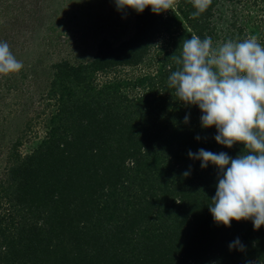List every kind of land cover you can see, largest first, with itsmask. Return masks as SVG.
<instances>
[{
  "label": "trees",
  "instance_id": "obj_1",
  "mask_svg": "<svg viewBox=\"0 0 264 264\" xmlns=\"http://www.w3.org/2000/svg\"><path fill=\"white\" fill-rule=\"evenodd\" d=\"M218 1L196 18L192 0L134 11L127 39L51 65L44 136L22 155L13 143L0 181V264H264V226L215 224L218 169L188 157L203 148L235 158L244 146L217 144L215 127L202 128L198 107L167 85L183 41L211 34ZM154 46L152 73L95 82ZM236 238L244 251L229 250Z\"/></svg>",
  "mask_w": 264,
  "mask_h": 264
},
{
  "label": "rangeland",
  "instance_id": "obj_2",
  "mask_svg": "<svg viewBox=\"0 0 264 264\" xmlns=\"http://www.w3.org/2000/svg\"><path fill=\"white\" fill-rule=\"evenodd\" d=\"M133 13L118 11L114 0H0V41L24 65L18 73L0 76V181L13 143L19 142L16 150L22 155L44 136L48 114L55 108L46 96L51 65L89 61L101 39L116 46L130 36ZM210 26L214 47L252 35L264 46V0H219ZM155 49L134 66L96 73L95 82L152 73Z\"/></svg>",
  "mask_w": 264,
  "mask_h": 264
},
{
  "label": "clouds",
  "instance_id": "obj_3",
  "mask_svg": "<svg viewBox=\"0 0 264 264\" xmlns=\"http://www.w3.org/2000/svg\"><path fill=\"white\" fill-rule=\"evenodd\" d=\"M116 9L142 13L169 10L176 0H114ZM212 0H192L198 17ZM177 66L170 72L167 85L185 105H195L202 115V128L215 127L214 140L226 148L244 146L235 158L226 152L203 148L188 152L199 160L201 169L209 164L218 169V183L208 206L213 222L230 227L232 221L251 220L253 230L264 226V46L255 35L243 40L228 39L213 46L211 37L193 34L182 43L179 56H172ZM23 62L12 53L6 41H0V76L18 73ZM171 68V66H169ZM189 116L186 114L184 123ZM200 139L199 136L196 137ZM190 175V169L183 173ZM229 250L244 251L239 238Z\"/></svg>",
  "mask_w": 264,
  "mask_h": 264
}]
</instances>
